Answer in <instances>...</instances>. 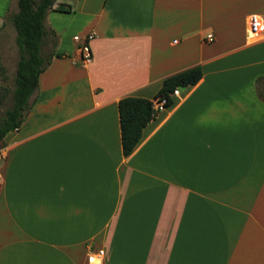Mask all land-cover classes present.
Wrapping results in <instances>:
<instances>
[{
	"label": "crops",
	"instance_id": "crops-1",
	"mask_svg": "<svg viewBox=\"0 0 264 264\" xmlns=\"http://www.w3.org/2000/svg\"><path fill=\"white\" fill-rule=\"evenodd\" d=\"M17 0H0V40ZM264 0H55L30 110L0 144V264H264ZM93 31L92 59L74 36ZM214 36L208 42V34ZM15 42V30L12 33ZM200 80L123 154L118 101Z\"/></svg>",
	"mask_w": 264,
	"mask_h": 264
},
{
	"label": "trees",
	"instance_id": "trees-1",
	"mask_svg": "<svg viewBox=\"0 0 264 264\" xmlns=\"http://www.w3.org/2000/svg\"><path fill=\"white\" fill-rule=\"evenodd\" d=\"M55 0H17V10L8 16L15 30V44L19 58L12 79L0 65V144L4 136L19 128L30 110L38 88L39 75L60 53L46 51L45 17ZM197 65L163 79L162 86L153 99L165 98L166 106L172 102L175 88L196 84L202 77ZM8 99L11 104L1 109ZM153 99L126 95L118 101L121 146L125 156L131 154L141 140L143 130L155 118Z\"/></svg>",
	"mask_w": 264,
	"mask_h": 264
},
{
	"label": "built area",
	"instance_id": "built-area-1",
	"mask_svg": "<svg viewBox=\"0 0 264 264\" xmlns=\"http://www.w3.org/2000/svg\"><path fill=\"white\" fill-rule=\"evenodd\" d=\"M264 31V21L262 17L258 14H251L248 20V29H247V38L249 40H255L260 33ZM95 33L93 31L87 33L84 37H79L75 35L73 38L77 42L78 52H79V62L81 65L87 64L92 59V54L90 50L89 43L94 38ZM206 40L208 42H212L214 40V36L210 33L207 35ZM180 88H175L171 93V96H179ZM166 107V99L165 98H157L153 99V109L156 113H159ZM104 251L103 249H99L97 252H90L88 256V261L91 264H104L103 263Z\"/></svg>",
	"mask_w": 264,
	"mask_h": 264
},
{
	"label": "rangeland",
	"instance_id": "rangeland-1",
	"mask_svg": "<svg viewBox=\"0 0 264 264\" xmlns=\"http://www.w3.org/2000/svg\"><path fill=\"white\" fill-rule=\"evenodd\" d=\"M14 27L12 23L7 22V27L4 29L5 37L0 40V65H2L6 71L10 80L15 71L16 62L19 58L18 49L13 41L12 33ZM11 104V100L8 99L6 105L1 109L3 112Z\"/></svg>",
	"mask_w": 264,
	"mask_h": 264
}]
</instances>
